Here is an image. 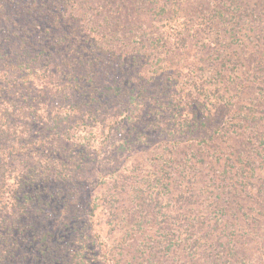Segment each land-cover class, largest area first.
Masks as SVG:
<instances>
[{"label": "trees", "instance_id": "obj_1", "mask_svg": "<svg viewBox=\"0 0 264 264\" xmlns=\"http://www.w3.org/2000/svg\"><path fill=\"white\" fill-rule=\"evenodd\" d=\"M217 5L213 6L216 14H204L209 28L233 31L228 33L231 40L243 36L244 29L251 32L240 15L249 12V4L243 9ZM173 8L181 9L182 0H0V264L113 262L114 254H107L104 244L102 253L89 248L95 244L86 234L87 225L81 224L85 219L73 207L88 212V219L98 212L113 233L122 220L118 208L122 192L99 193V189L96 194L86 193L84 204L73 202L86 192L81 190L82 176L95 163L82 147L96 138L105 143L127 119L119 104L130 116L136 106H142L148 92L145 86L155 85L161 74L171 71L167 81L173 86L180 83L170 103L177 117L174 129L186 138L207 133L204 103L200 95L182 89V79L195 90L203 54L214 64L210 54L221 58L223 46L218 38L200 42L203 53L194 56L190 52L194 42L182 45V16L167 14ZM258 11L255 21L264 25L261 8ZM144 20L150 30H164L154 34L156 38L146 37L147 28L138 32ZM171 35L177 42L170 43ZM184 50L188 52L182 64L181 60L173 63L169 55L181 56ZM256 52L261 62L255 68L264 69V47ZM156 56L163 57V63H173L172 67L154 70ZM138 69L147 72L134 84L132 75ZM118 79L127 84L121 95ZM259 83L258 94L264 101V86ZM162 95L151 97L156 109L162 108ZM90 229L91 237L99 240L95 224ZM28 248L31 261L22 256Z\"/></svg>", "mask_w": 264, "mask_h": 264}, {"label": "rangeland", "instance_id": "obj_2", "mask_svg": "<svg viewBox=\"0 0 264 264\" xmlns=\"http://www.w3.org/2000/svg\"><path fill=\"white\" fill-rule=\"evenodd\" d=\"M247 3L249 12L240 15L251 32L244 29L241 37L231 40L228 33L233 31L223 33L221 27L209 28L205 23V13L217 12L214 4L243 9ZM260 8L264 20V0H182L181 9L167 13L182 16V45L187 40L194 42L190 51L194 56L203 53L198 48L200 42L218 38L223 46L221 58L210 54L215 66L203 54L202 67H198L202 75L195 90L192 83L182 79V89L200 95L204 103L207 133L186 138L174 129L173 119L177 117L170 103L180 83L174 81L173 86L167 81L169 71L161 74L155 85L145 86L148 92L142 106H136L130 116L119 104L127 119L105 143L103 138H96L90 146L82 147L95 163L82 176L84 195L79 193L76 199V188L71 191L73 202L84 204L86 193L96 194L99 189V193L122 192L118 205L122 220L113 233L98 212L97 217L90 218L82 208L73 207L81 220L85 219L81 224L87 225L86 234L95 244L89 248L102 253L99 250L104 244L107 254H114L110 264H264V101L258 94L259 81L264 86V69L255 68L261 62L256 50L264 47V30L259 32L264 25L255 21ZM148 27L144 20L138 32L147 28L148 37L164 30ZM169 39L171 44L177 42L176 35ZM185 52L169 57L173 63L181 60L182 64ZM161 59L156 56L152 61L154 70L172 67L173 63L164 64ZM138 70L132 75L134 84L147 72ZM118 82L121 95L127 84ZM156 93L163 94L161 109L150 102ZM66 189L72 190L71 185ZM92 223L99 240L89 234ZM29 251L22 255L27 261H31Z\"/></svg>", "mask_w": 264, "mask_h": 264}]
</instances>
